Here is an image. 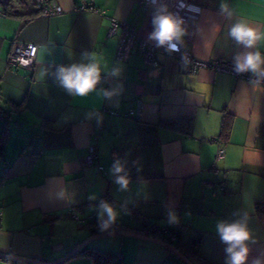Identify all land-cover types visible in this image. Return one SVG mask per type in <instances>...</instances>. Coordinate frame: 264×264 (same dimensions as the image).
I'll return each mask as SVG.
<instances>
[{
    "label": "crops",
    "instance_id": "obj_1",
    "mask_svg": "<svg viewBox=\"0 0 264 264\" xmlns=\"http://www.w3.org/2000/svg\"><path fill=\"white\" fill-rule=\"evenodd\" d=\"M8 1L0 0V255L45 263L65 257L98 229L89 216L97 219L99 199L119 211L116 232L140 234L142 220L161 227L174 209L185 226L184 241L201 234L195 249L211 264H225L216 222L248 210L257 239L250 256L264 254V94L251 92L249 79L210 69L189 74L164 52L155 55L158 68L136 53L117 60V39L107 36L110 19L148 37L135 0H55L63 12L53 17L39 16L31 0ZM228 3L264 32V0ZM199 4L193 41L183 47L196 59L233 64L242 49L225 39L229 22L218 14L220 0ZM214 24L219 33L211 31ZM15 42L38 46L32 68L7 66ZM259 47L264 52V39ZM84 51L99 54L109 69L122 67L118 79L105 78L101 85L122 84L121 95L112 101L94 93L72 97L51 74L43 75L46 65L80 62ZM181 117L192 119L189 135L162 125ZM90 145L97 160L86 167ZM117 157L127 162V192L118 191L109 174ZM62 187L65 199L56 195ZM91 249L122 264L171 259L165 247L132 236L107 237ZM0 264L11 263L0 258ZM60 264L92 261L73 255Z\"/></svg>",
    "mask_w": 264,
    "mask_h": 264
},
{
    "label": "clouds",
    "instance_id": "obj_2",
    "mask_svg": "<svg viewBox=\"0 0 264 264\" xmlns=\"http://www.w3.org/2000/svg\"><path fill=\"white\" fill-rule=\"evenodd\" d=\"M153 8L152 31L148 34V41L155 47L163 48L169 54L180 52L184 43V37L188 34L185 20L178 13L169 10L165 0H147ZM218 14L228 21L225 39L231 40L242 49L233 56V71L237 74L249 73L248 81L250 91L264 94V52L260 50L259 43L264 39V32L258 26L249 24L240 17L228 0H220ZM212 32L219 33L220 25L214 24ZM182 60L186 57L182 56ZM54 68V70H53ZM122 67L114 66L110 69L103 62V58L96 52L84 51L81 61L69 65H46L43 75L51 74L55 82L68 95L72 97H87L96 94L102 99L112 101L122 94L123 85L116 84L113 87L104 88L102 83L105 78H119L122 75ZM102 122V116L97 117V123ZM109 174L118 191H129L131 179L127 162L122 158H115L110 166ZM57 198L65 199L68 196L65 188H60ZM89 199H96L90 196ZM249 197L245 194V202ZM97 212V226L101 232H110L117 223L120 215L114 205L106 200H100L95 208ZM233 219H220L216 222V234L220 242L225 246V264H264V254L251 257V246L257 243V239L249 227L250 212L237 210ZM167 223L176 225L179 217L174 209L167 212Z\"/></svg>",
    "mask_w": 264,
    "mask_h": 264
},
{
    "label": "built area",
    "instance_id": "obj_3",
    "mask_svg": "<svg viewBox=\"0 0 264 264\" xmlns=\"http://www.w3.org/2000/svg\"><path fill=\"white\" fill-rule=\"evenodd\" d=\"M139 5L143 18V28L149 34L152 29L151 19L153 8L149 5L147 0H135ZM200 1L209 2L212 0H165L169 10L178 13L185 20V27L188 34L184 37V43H191L193 41L195 31L199 22V18L202 12V7L199 4ZM6 5H10L8 0H2ZM31 4L37 11L39 16L53 17L62 14L61 7L55 0H31ZM79 10H85V7H81ZM91 10V9H90ZM93 10V9H92ZM108 37H115L117 39V46L115 51V58L117 60H125L130 54H139L146 65H151L158 68L160 65L155 58L157 53H167L173 56L179 63L185 67V70L189 74H194L202 69H210L216 73H224L234 77L250 79L251 76L248 73L237 74L233 71V64L223 60H199L194 58L191 53L181 46L180 52L169 54L163 48L155 47L153 42L148 41L143 37L141 31L128 23L119 22L115 19H110L109 27L107 29ZM38 52V46L35 44H24L15 42L12 45L10 53L7 57V66L11 69L16 68H32L36 63V56ZM182 56L186 57V60H182ZM223 151L219 149L216 154V158L222 157ZM97 160L96 147L90 145L88 148V155L83 161V166H92ZM99 199L95 202V207L99 204ZM2 212L0 210V221ZM76 220L77 217L73 216ZM90 221H96L94 214L89 216ZM81 221V220H80ZM185 227L180 221L176 225H165L156 229V234L159 238H167L170 242L177 241V234ZM198 238V237H196Z\"/></svg>",
    "mask_w": 264,
    "mask_h": 264
},
{
    "label": "trees",
    "instance_id": "obj_4",
    "mask_svg": "<svg viewBox=\"0 0 264 264\" xmlns=\"http://www.w3.org/2000/svg\"><path fill=\"white\" fill-rule=\"evenodd\" d=\"M7 14H11V12H7ZM162 125L166 128H169L171 130H175L179 133H182L184 135H189L192 128V119L189 117H181L177 120L167 121L162 123ZM4 135V133H3ZM2 141V139H1ZM2 148V146L0 147ZM4 180V174L0 175V184ZM144 228L142 231H140L141 235L149 236L151 238H158L165 243L173 246L176 248L179 252H181L188 260L192 262V264H196L195 261L201 262L202 264H211L208 263L206 259H202L199 252L196 251V246L199 243L201 239V234L197 233L193 236L188 242H185L183 239V229L177 234V241L176 242H170L167 238H159L156 234V229L158 228L157 224L155 223H149L147 221H144ZM98 227V226H96ZM116 228L114 227L110 232H116L114 231ZM94 234H100V233H109V232H101L99 229L93 230ZM198 237V238H196ZM170 253V251L168 250ZM173 255L172 253H170ZM74 255H88L91 258L92 264H122L121 261L113 254L95 250L88 248L85 246L78 252H76ZM175 256V255H173ZM176 257V256H175ZM199 258V259H193V258ZM177 259L182 263L185 264L181 259L177 257ZM11 264H29V263H22V262H16V261H9ZM62 263V262H61ZM60 264V263H59ZM161 264H171L170 259H165V261Z\"/></svg>",
    "mask_w": 264,
    "mask_h": 264
},
{
    "label": "water",
    "instance_id": "obj_5",
    "mask_svg": "<svg viewBox=\"0 0 264 264\" xmlns=\"http://www.w3.org/2000/svg\"><path fill=\"white\" fill-rule=\"evenodd\" d=\"M115 236H132L136 237L145 241H149L152 243L159 244L163 247H165L167 250L170 251L173 255L181 259L185 264H192L190 260H188L181 252H179L176 248L173 246L165 243L164 241L158 239V238H151L149 236L141 235L138 233H131L127 231H118V232H109V233H100V234H94L90 237H88L86 240H84L80 245H78L73 251H71L69 254H67L65 257L52 262V263H45L42 261H39L37 259H27V258H19V257H11V256H6V255H0V258L4 260H9V261H16V262H22V263H29V264H59L61 262H64L68 260L71 256H73L76 252L87 246L91 241L99 238H107V237H115Z\"/></svg>",
    "mask_w": 264,
    "mask_h": 264
},
{
    "label": "rangeland",
    "instance_id": "obj_6",
    "mask_svg": "<svg viewBox=\"0 0 264 264\" xmlns=\"http://www.w3.org/2000/svg\"><path fill=\"white\" fill-rule=\"evenodd\" d=\"M102 239H107V238H99V239H95V240L91 241V242L87 245V247L92 248L93 243H96V241H99V240H102ZM170 257H171V259H170L171 264H182V263L177 259V257H175V256H173V255H171V254H170ZM196 264H197V263H196Z\"/></svg>",
    "mask_w": 264,
    "mask_h": 264
}]
</instances>
